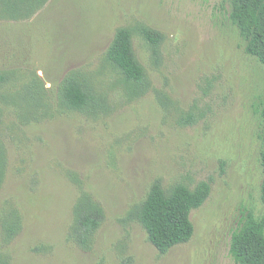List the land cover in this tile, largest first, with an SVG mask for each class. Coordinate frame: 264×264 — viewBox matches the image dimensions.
<instances>
[{
	"label": "rangeland",
	"instance_id": "obj_1",
	"mask_svg": "<svg viewBox=\"0 0 264 264\" xmlns=\"http://www.w3.org/2000/svg\"><path fill=\"white\" fill-rule=\"evenodd\" d=\"M6 1L0 0V255L9 264H234L231 233L246 211L264 215V70L245 54L227 5L48 0L30 18L13 19ZM139 25L163 39L154 60L132 33L145 72L143 90L133 92L105 57L117 29ZM70 72L101 98L96 114L59 105L57 90ZM34 90L41 94L37 107L29 99ZM15 94L22 95L11 99ZM188 116L193 123H182ZM156 180L165 191L210 184L208 198L190 213V241L165 254L129 214ZM81 193L103 211L88 250L70 236ZM14 213L20 226L7 244Z\"/></svg>",
	"mask_w": 264,
	"mask_h": 264
},
{
	"label": "trees",
	"instance_id": "obj_2",
	"mask_svg": "<svg viewBox=\"0 0 264 264\" xmlns=\"http://www.w3.org/2000/svg\"><path fill=\"white\" fill-rule=\"evenodd\" d=\"M48 0H7L5 9L13 19H28L47 3ZM228 7V20L234 26L244 43V52L253 58L264 70V0H220ZM138 33L148 44L152 57L157 60L162 35L146 26L134 29L119 28L115 31L106 51V61L121 75L124 83L133 92L142 91L145 72L132 49V33ZM10 76L7 77V80ZM260 105V166L262 180L260 199L264 205V89ZM22 94H15L16 99ZM59 105L65 110L94 115L102 108V100L86 80L70 72L58 87ZM31 103L41 104V94L34 90L29 95ZM8 102V101H7ZM192 124L191 116L182 123ZM210 193V184L200 182L193 189L177 184L165 191L159 180L154 181L144 199L129 213L144 229L148 242L160 254L185 244L193 235L190 213L200 208ZM15 214V213H14ZM7 218V244L19 230V219ZM11 216V215H10ZM11 217V218H12ZM73 223L70 236L80 248L88 250L92 237L103 221L101 207L88 195L81 193L72 209ZM228 253L234 264H264V215L254 216L246 211L238 227L231 233ZM0 264H9V259L0 255Z\"/></svg>",
	"mask_w": 264,
	"mask_h": 264
}]
</instances>
